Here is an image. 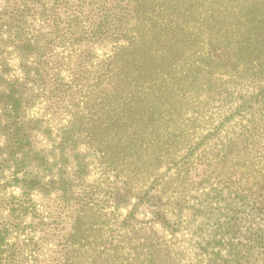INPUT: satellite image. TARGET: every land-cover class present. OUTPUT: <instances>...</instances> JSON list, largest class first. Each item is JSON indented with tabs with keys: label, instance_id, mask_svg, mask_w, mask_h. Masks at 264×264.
I'll use <instances>...</instances> for the list:
<instances>
[{
	"label": "rangeland",
	"instance_id": "1",
	"mask_svg": "<svg viewBox=\"0 0 264 264\" xmlns=\"http://www.w3.org/2000/svg\"><path fill=\"white\" fill-rule=\"evenodd\" d=\"M141 1L0 27V264H264V0Z\"/></svg>",
	"mask_w": 264,
	"mask_h": 264
},
{
	"label": "trees",
	"instance_id": "2",
	"mask_svg": "<svg viewBox=\"0 0 264 264\" xmlns=\"http://www.w3.org/2000/svg\"><path fill=\"white\" fill-rule=\"evenodd\" d=\"M21 1V3L24 5L22 8L18 9L17 12H15V15L13 17H11V21H7L4 19V21L0 20V27L3 25H11V26H15L17 23H21L22 19H23V15H25L26 12H28V10H31L29 2H31V0H19ZM88 0H55V4L57 2V4H65V5H69L70 8H72L74 11H79L83 8L84 4L87 2ZM111 4H109V2ZM124 0H105V2H102V8L105 10V21H107L110 17V11L112 12V10L116 9V7L118 5H121L120 3H122ZM134 1V0H132ZM140 0H137V3H135L134 8L132 10V12H136L140 5H142V2H139ZM28 3V4H27ZM91 3V1H90ZM89 3V4H90ZM106 3L110 6L108 7L106 5ZM114 5V6H113ZM118 8V7H117ZM21 11V12H18ZM76 12H74L76 14ZM52 14L56 13V10L51 11ZM115 14V12H114ZM116 15V14H115ZM1 18V16H0ZM75 18H79V16L75 15ZM105 24V23H103ZM18 27V26H17ZM102 26L99 28V34L105 35L106 32H108V30H106V28ZM36 39V38H35ZM37 44H36V40H35V44H27V49H31L33 50L37 48ZM19 91L16 89V87L14 85H11V83L9 82L8 84L5 85V88L2 90V92L0 93V97L3 98V100L6 102L5 110H6V119L4 120V122L2 121L1 123H3V127L6 128V130L10 133V136L8 135V140H9V145L7 146H2L0 145V156L1 152L3 151V149H6V147H13V150L9 151L10 154L13 153V155L18 154L20 152H22L25 149V146L27 144V139H26V134L24 132V126L21 124V120L19 119V112L20 109L22 108V101H21V96L18 94ZM7 108V109H6ZM1 173L2 170L0 169V180H1ZM1 182V181H0ZM3 201L0 199V206L2 205ZM19 207H17L16 205H14V203L12 204L11 210L13 212L19 211L20 209H25V207H23V202H19ZM9 227H7V225H2L0 223V261H2L3 258L2 255L4 254V252L6 251L5 246L7 245L8 242V234H9ZM1 264H3L1 262Z\"/></svg>",
	"mask_w": 264,
	"mask_h": 264
}]
</instances>
